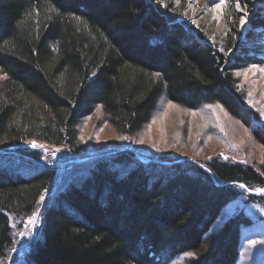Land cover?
<instances>
[{
  "label": "trees",
  "instance_id": "1",
  "mask_svg": "<svg viewBox=\"0 0 264 264\" xmlns=\"http://www.w3.org/2000/svg\"><path fill=\"white\" fill-rule=\"evenodd\" d=\"M246 20L250 37L264 29L263 14ZM216 46L160 0H0V264H169L188 251L191 264L237 263L252 218L211 228L231 200L259 199L249 190L264 186L262 162L126 147L87 159L78 129L102 104L136 134L162 94L249 123L234 71L258 53ZM39 208L40 226L21 239Z\"/></svg>",
  "mask_w": 264,
  "mask_h": 264
},
{
  "label": "rangeland",
  "instance_id": "2",
  "mask_svg": "<svg viewBox=\"0 0 264 264\" xmlns=\"http://www.w3.org/2000/svg\"><path fill=\"white\" fill-rule=\"evenodd\" d=\"M160 2L162 6L177 13L182 20L210 34L219 51L225 52V45L229 43L239 50L248 47L258 53L260 62L243 65L234 71L237 85L253 112L250 122L246 124L220 103H205L191 109L162 94L143 128L136 134L124 135L114 127L102 104H97L93 112L83 117L78 126L79 139L86 146L87 159L104 151L125 147L137 153H173L179 154L181 158L185 156L186 159L225 153L234 158L237 155L243 156L255 165L262 162L259 167L264 170V145L256 136L257 129L264 131V29L252 38L249 36L251 33L246 20L249 9L264 15V0H224V3L221 0ZM237 2L239 7L236 6ZM250 38L254 41L246 43ZM84 160V157L80 158V161ZM260 189H264V186L249 190L259 199L250 198L243 193L231 200L211 228L213 231L226 218L236 214L252 218V223L241 225L236 264H264V191ZM30 218H33L32 222ZM41 220L42 211L39 208L26 219V230H23L21 239L26 240L31 232L36 231ZM252 241L255 243H251ZM196 257L195 252H184L169 264H191Z\"/></svg>",
  "mask_w": 264,
  "mask_h": 264
},
{
  "label": "snow or ice",
  "instance_id": "3",
  "mask_svg": "<svg viewBox=\"0 0 264 264\" xmlns=\"http://www.w3.org/2000/svg\"><path fill=\"white\" fill-rule=\"evenodd\" d=\"M221 3H224V0H221ZM237 7H239V2H237V5H236ZM77 19H80L79 17H77ZM243 19V18H242ZM8 42L7 41H5V44H7ZM262 70H264V69H262ZM240 73H237V75H239ZM153 75H155V76H157V77H159L161 74L160 73H154ZM38 145L35 143V142H33V147H37ZM55 153H53V155H54ZM260 191H264V189H260ZM41 199H43V197H41ZM33 221V218H30V222H32ZM251 243H255V241H252Z\"/></svg>",
  "mask_w": 264,
  "mask_h": 264
},
{
  "label": "bare ground",
  "instance_id": "4",
  "mask_svg": "<svg viewBox=\"0 0 264 264\" xmlns=\"http://www.w3.org/2000/svg\"><path fill=\"white\" fill-rule=\"evenodd\" d=\"M262 4H264V3H262Z\"/></svg>",
  "mask_w": 264,
  "mask_h": 264
}]
</instances>
